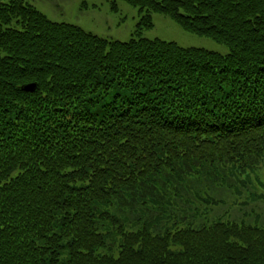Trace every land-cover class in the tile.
Segmentation results:
<instances>
[{"label":"trees","instance_id":"1","mask_svg":"<svg viewBox=\"0 0 264 264\" xmlns=\"http://www.w3.org/2000/svg\"><path fill=\"white\" fill-rule=\"evenodd\" d=\"M123 1L229 52L0 0V264H264V0Z\"/></svg>","mask_w":264,"mask_h":264},{"label":"rangeland","instance_id":"2","mask_svg":"<svg viewBox=\"0 0 264 264\" xmlns=\"http://www.w3.org/2000/svg\"><path fill=\"white\" fill-rule=\"evenodd\" d=\"M46 14L51 20L82 27L100 37L128 41L134 36L147 39H162L176 42L182 47H194L227 54L229 49L215 40L183 29L170 16L153 13V27L138 30L140 16L138 9L123 0H117L118 10H112V0H26ZM209 185V183H207ZM206 188V187H205ZM210 195L216 201L223 199L212 212L214 215L228 216L231 220L247 219L244 212L264 211L263 204L249 203L243 209L233 205L235 197L226 185L210 187ZM210 200H212L210 198ZM242 210V211H241ZM254 216V215H252ZM250 218V217H249ZM247 221H249L247 219Z\"/></svg>","mask_w":264,"mask_h":264},{"label":"water","instance_id":"3","mask_svg":"<svg viewBox=\"0 0 264 264\" xmlns=\"http://www.w3.org/2000/svg\"><path fill=\"white\" fill-rule=\"evenodd\" d=\"M36 88H37V84L36 83H34V84H28V85H25L23 87V89L25 91H31V92L34 91Z\"/></svg>","mask_w":264,"mask_h":264}]
</instances>
